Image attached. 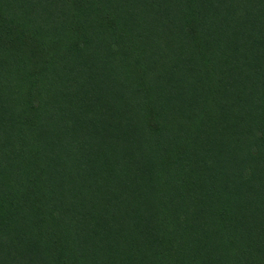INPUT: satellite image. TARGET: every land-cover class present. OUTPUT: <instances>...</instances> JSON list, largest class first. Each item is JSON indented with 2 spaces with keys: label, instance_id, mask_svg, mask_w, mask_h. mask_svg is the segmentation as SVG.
<instances>
[{
  "label": "trees",
  "instance_id": "obj_1",
  "mask_svg": "<svg viewBox=\"0 0 264 264\" xmlns=\"http://www.w3.org/2000/svg\"><path fill=\"white\" fill-rule=\"evenodd\" d=\"M0 264H264V0H0Z\"/></svg>",
  "mask_w": 264,
  "mask_h": 264
}]
</instances>
